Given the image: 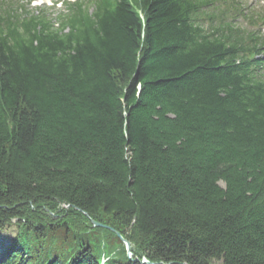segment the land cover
Instances as JSON below:
<instances>
[{
	"label": "trees",
	"instance_id": "trees-1",
	"mask_svg": "<svg viewBox=\"0 0 264 264\" xmlns=\"http://www.w3.org/2000/svg\"><path fill=\"white\" fill-rule=\"evenodd\" d=\"M5 3L0 264H264L251 18L233 0H86L53 28Z\"/></svg>",
	"mask_w": 264,
	"mask_h": 264
},
{
	"label": "rangeland",
	"instance_id": "rangeland-1",
	"mask_svg": "<svg viewBox=\"0 0 264 264\" xmlns=\"http://www.w3.org/2000/svg\"><path fill=\"white\" fill-rule=\"evenodd\" d=\"M18 1L19 7L23 6V15H25V18L29 15H41L42 18H44L47 22L50 23V25H56L58 24V13L61 11H64V5L61 0H52L51 2L47 3L46 5H51L54 3V7L48 8V6L42 5L45 0H16ZM66 1H72V0H66ZM74 1V0H73ZM241 4V8L243 10L247 9L248 7H251L252 11L253 9L261 10V4L264 2V0H238ZM14 8L16 9L17 6L14 5ZM19 12V11H17ZM240 24H244L243 20H240ZM53 27V26H52ZM222 185V184H221ZM223 186V185H222ZM16 234L15 226H11L9 228H6L4 232L0 233V247L3 248L4 245H8L10 240L14 238Z\"/></svg>",
	"mask_w": 264,
	"mask_h": 264
},
{
	"label": "water",
	"instance_id": "water-1",
	"mask_svg": "<svg viewBox=\"0 0 264 264\" xmlns=\"http://www.w3.org/2000/svg\"><path fill=\"white\" fill-rule=\"evenodd\" d=\"M92 224H93V227H95V228H106V227L101 226L100 224L95 223V222H93ZM107 229L110 230L109 228H107ZM117 236L120 238L119 234H117ZM122 241H123V243L125 245V250H126L127 257L130 258V256H131V253H130V244L127 241H124V240H122ZM141 263H143V264H152V263H148L147 261H143Z\"/></svg>",
	"mask_w": 264,
	"mask_h": 264
}]
</instances>
